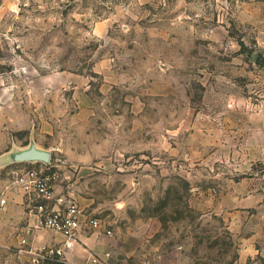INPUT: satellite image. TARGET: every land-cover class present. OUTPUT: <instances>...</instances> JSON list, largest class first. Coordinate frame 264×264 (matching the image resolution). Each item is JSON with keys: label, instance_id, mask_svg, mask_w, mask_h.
Returning a JSON list of instances; mask_svg holds the SVG:
<instances>
[{"label": "rangeland", "instance_id": "rangeland-1", "mask_svg": "<svg viewBox=\"0 0 264 264\" xmlns=\"http://www.w3.org/2000/svg\"><path fill=\"white\" fill-rule=\"evenodd\" d=\"M42 166L113 230L71 262L264 264V0H0V264H65L26 251Z\"/></svg>", "mask_w": 264, "mask_h": 264}, {"label": "built area", "instance_id": "built-area-1", "mask_svg": "<svg viewBox=\"0 0 264 264\" xmlns=\"http://www.w3.org/2000/svg\"><path fill=\"white\" fill-rule=\"evenodd\" d=\"M43 163V162H42ZM44 165H48L44 163ZM14 185L23 193V202L27 210L36 218L39 227L53 230L65 236L64 244L43 245L38 248L26 250L35 262L49 259H57L65 264H81L68 260L65 246L70 240L81 235L86 228L113 234V230L106 225L101 218L87 216L77 203L50 205L49 201L54 195V176L47 172L44 167H33L25 172L17 173ZM9 204L8 196H0V210ZM22 243L27 244L25 237ZM92 264L101 263V259L93 257Z\"/></svg>", "mask_w": 264, "mask_h": 264}, {"label": "crops", "instance_id": "crops-1", "mask_svg": "<svg viewBox=\"0 0 264 264\" xmlns=\"http://www.w3.org/2000/svg\"><path fill=\"white\" fill-rule=\"evenodd\" d=\"M23 210L25 212V229L29 233L28 239L30 243L36 247H41L43 245H52L54 243L64 242L65 236L63 234L53 231L56 235L53 236L51 232L52 230L39 227L36 218L27 210L26 205L23 207ZM79 237H81V235ZM66 247L68 255L73 256L74 253L82 255L81 248L76 244V242H74V240H70Z\"/></svg>", "mask_w": 264, "mask_h": 264}, {"label": "water", "instance_id": "water-1", "mask_svg": "<svg viewBox=\"0 0 264 264\" xmlns=\"http://www.w3.org/2000/svg\"><path fill=\"white\" fill-rule=\"evenodd\" d=\"M11 157L14 162H43L49 164L52 152L48 149L40 148L32 141L28 147L12 153Z\"/></svg>", "mask_w": 264, "mask_h": 264}]
</instances>
